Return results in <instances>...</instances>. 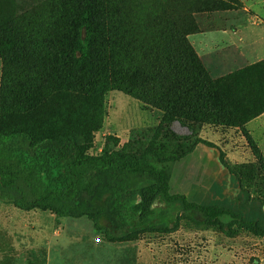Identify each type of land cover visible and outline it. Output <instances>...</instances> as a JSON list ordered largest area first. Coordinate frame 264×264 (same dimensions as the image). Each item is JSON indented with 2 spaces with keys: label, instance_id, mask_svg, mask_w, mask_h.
I'll return each mask as SVG.
<instances>
[{
  "label": "trees",
  "instance_id": "1",
  "mask_svg": "<svg viewBox=\"0 0 264 264\" xmlns=\"http://www.w3.org/2000/svg\"><path fill=\"white\" fill-rule=\"evenodd\" d=\"M4 1L0 202L87 218L108 241L172 233L183 222L264 238V203L225 164L204 199L172 193L174 168L194 148L172 151L156 138L142 153H89L112 91L162 112L159 135L175 123L230 127L257 152L246 125L264 114V60L214 77L189 40L199 31L158 0L151 9L131 0Z\"/></svg>",
  "mask_w": 264,
  "mask_h": 264
},
{
  "label": "rangeland",
  "instance_id": "2",
  "mask_svg": "<svg viewBox=\"0 0 264 264\" xmlns=\"http://www.w3.org/2000/svg\"><path fill=\"white\" fill-rule=\"evenodd\" d=\"M131 1L133 6L142 4L146 9L155 2ZM159 1L171 5L189 31L218 28L223 24L217 20L219 15L243 14L245 4L241 0ZM6 6L0 1V10ZM249 13L258 25L264 16V3L256 1ZM219 55L221 62L214 67L205 62L217 78L260 62L247 61L232 48ZM2 72L0 57V85ZM12 75V81H20L19 75ZM104 110L103 127L94 134L90 154L99 155L105 149L142 153L157 148L156 138L169 143L172 151L189 153L194 148L174 168L172 193L204 199L211 185L222 178L225 164L238 175L251 199L264 203L263 136L256 139L250 134L258 148L255 152L242 132L230 127L196 124L191 132L175 123L159 135L163 113L121 91L107 94ZM201 141L217 146L221 157ZM0 264H264V238L243 229L227 235L215 227L196 228L183 222L172 233L152 232L125 241H108L96 233L87 218H59L40 210L25 212L0 202Z\"/></svg>",
  "mask_w": 264,
  "mask_h": 264
},
{
  "label": "crops",
  "instance_id": "3",
  "mask_svg": "<svg viewBox=\"0 0 264 264\" xmlns=\"http://www.w3.org/2000/svg\"><path fill=\"white\" fill-rule=\"evenodd\" d=\"M256 1L264 3V0H241L248 4H244L243 14L219 15L217 20L223 24L218 28L209 27L189 36L191 44L207 66L214 67L220 63L219 53L230 48L247 61L264 60V16L256 25L249 13V8ZM246 128L254 138L260 135L264 137V114L248 123Z\"/></svg>",
  "mask_w": 264,
  "mask_h": 264
}]
</instances>
